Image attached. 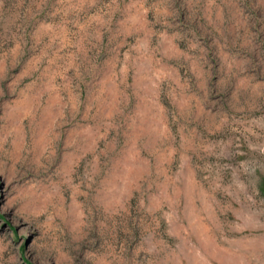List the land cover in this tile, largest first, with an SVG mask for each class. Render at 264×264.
I'll use <instances>...</instances> for the list:
<instances>
[{
  "label": "rangeland",
  "instance_id": "rangeland-1",
  "mask_svg": "<svg viewBox=\"0 0 264 264\" xmlns=\"http://www.w3.org/2000/svg\"><path fill=\"white\" fill-rule=\"evenodd\" d=\"M0 264H264V0H0Z\"/></svg>",
  "mask_w": 264,
  "mask_h": 264
}]
</instances>
